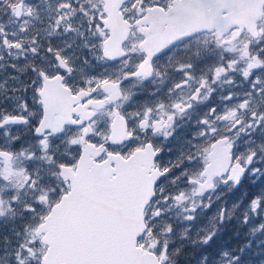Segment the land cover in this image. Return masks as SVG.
I'll return each instance as SVG.
<instances>
[{
    "label": "snow or ice",
    "instance_id": "1",
    "mask_svg": "<svg viewBox=\"0 0 264 264\" xmlns=\"http://www.w3.org/2000/svg\"><path fill=\"white\" fill-rule=\"evenodd\" d=\"M0 264H264V0H0Z\"/></svg>",
    "mask_w": 264,
    "mask_h": 264
}]
</instances>
